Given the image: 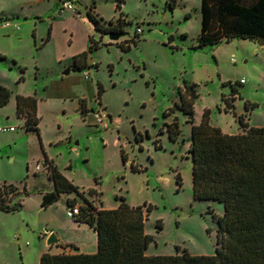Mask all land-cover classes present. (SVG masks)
Wrapping results in <instances>:
<instances>
[{
	"label": "rangeland",
	"instance_id": "374dc122",
	"mask_svg": "<svg viewBox=\"0 0 264 264\" xmlns=\"http://www.w3.org/2000/svg\"><path fill=\"white\" fill-rule=\"evenodd\" d=\"M64 1L0 0V86L11 92L8 104L0 107V186L13 184L19 193L24 188L29 192V196H18L17 201L23 203L20 211H0V264H39L36 246L44 241L41 234L52 228L46 220H56L58 230L67 236L82 238L78 231L94 233L84 227L78 230L68 216V199L85 205L76 193L62 194L53 204L43 206L44 195L53 190L46 167L43 172L36 169L43 165L44 153L98 208H116L120 198L133 207L150 206L144 228L153 241L147 255H173L177 247L191 255H213L218 225L209 208L221 216L223 204L193 198L192 164L185 156L192 124L178 110L169 117L163 114L179 102V89L196 84L194 123L199 124L208 111L212 126L224 134L240 133L238 116L226 112L222 101L233 86L238 91L231 102L235 112L244 115L251 126H264V45L233 39L195 48L201 31V0H176L173 9L169 0H81L75 4L80 15L61 12ZM88 15L103 24L123 19L127 23L123 32L128 35L101 39L92 30ZM4 23L10 25L3 27ZM17 24L19 30L14 28ZM137 27L142 32L135 45L129 40L135 38ZM49 31L52 40L47 45L44 40ZM94 34L101 44L90 54L96 69H72L64 74L69 61H51L55 55L83 50ZM128 43L130 50L123 51L121 44L127 47ZM98 84L104 90L101 103L97 102ZM71 87L86 96L87 116L81 114L78 97H69ZM34 90L39 95V136L27 130L16 115V95L34 94ZM60 94L65 97L59 98ZM99 109L108 116L107 128L95 125L90 111ZM175 117L182 134L173 143L166 124ZM157 141L161 148H156ZM131 164L140 170L133 172ZM90 189L98 195L90 196ZM62 248L59 253L75 252V248Z\"/></svg>",
	"mask_w": 264,
	"mask_h": 264
},
{
	"label": "trees",
	"instance_id": "16d2710c",
	"mask_svg": "<svg viewBox=\"0 0 264 264\" xmlns=\"http://www.w3.org/2000/svg\"><path fill=\"white\" fill-rule=\"evenodd\" d=\"M168 4L173 9L176 0H169ZM200 13L201 31L195 48L229 43L233 39L251 40L264 45V0H201ZM88 18L102 37L123 32L127 24L123 19L117 24H103L92 15H88ZM139 41L136 35L129 43L136 45ZM90 42L87 52L74 57L73 69L82 71L88 53L98 50L101 45L94 40L93 35L90 36ZM129 43L127 47L121 44L123 51L130 50ZM196 87V84H185L183 90L179 89V102L166 110L163 116L169 117L178 110L192 124L185 156L191 159L192 164L193 198L223 204L221 216L209 208V213L218 225L215 253L211 256L191 255L187 250L181 251L177 247L173 255H147L146 250L153 241L144 228L150 206L133 207L127 204L125 198H120L116 208L106 209L101 205L98 208L84 196V191L80 192L45 157L44 163L48 168L49 179L53 182V190L44 195L43 206L53 204L62 194L74 192L79 195L85 205L78 206L75 198L68 199L66 204L69 209L79 207V214L73 218L75 222L87 224L95 230L97 251L93 254L47 252L41 255L39 264H264V127L251 126L245 121L244 115L235 112L231 102H234L238 91L233 86L229 97L222 95V101L226 104V112L238 116L242 132L224 134L220 128L210 124L208 111L203 114L202 121L195 124ZM103 91L98 84V99ZM10 98V90L0 86V107L8 104ZM37 103L34 96H16L17 116L24 118L27 130L35 131L39 136ZM246 105L257 107L255 103L247 102ZM81 114H87L84 107ZM166 131L171 142L179 141L182 133L177 117L166 124ZM156 148H161L158 141ZM121 157L126 162L123 151ZM131 170L138 172L140 169L131 164ZM177 183L181 185L180 174L177 175ZM23 191L19 193L17 186L3 183L0 186V211H20L23 203L17 201L18 196H29L26 188ZM87 193L90 196L98 195L95 189ZM145 206L147 213L144 211ZM67 246L78 251L74 244Z\"/></svg>",
	"mask_w": 264,
	"mask_h": 264
},
{
	"label": "crops",
	"instance_id": "0c3cea01",
	"mask_svg": "<svg viewBox=\"0 0 264 264\" xmlns=\"http://www.w3.org/2000/svg\"><path fill=\"white\" fill-rule=\"evenodd\" d=\"M80 1L81 0H78V2L77 3H80ZM82 2V1H81ZM78 11H79V15H80V10L78 9ZM55 22V21H54ZM90 22V21H89ZM91 23V22H90ZM34 25L36 26V24L34 23ZM16 26H18L19 28L17 29L15 26H14V28L15 29H17V30H19L20 29V25L19 24H17ZM91 26H92V30L93 31H95V29H94V26H93V24L91 23ZM90 31H91V29H90ZM96 33H98L99 35H101L99 32H97V31H95ZM48 35H49V32H48V34H47V36H46V39L44 40V44H49L50 42H51V40H52V32H50V36H49V38H48ZM36 36V35H35ZM92 36V35H91ZM37 37V36H36ZM35 37V38H36ZM90 37V36H89ZM88 37V38H89ZM93 37H94V40H95V34L93 35ZM101 37V39H103V37L102 36H100ZM43 39V38H42ZM36 40H37V38H36ZM90 44H91V42H90V38H89V40H88V42H87V45H86V47L83 49V50H78V51H73L72 53H70L69 54V56L68 55H64V56H59V55H55L54 56V58H52V60L51 61H54V62H58V63H62V62H66V61H69L65 66H64V68H69L70 69V72L69 73H71V70L73 69V63H74V57L75 56H77V55H79V54H81V53H83V52H87L88 51V49H89V46H90ZM101 46V45H100ZM100 46H98L99 47V49H100ZM95 51H97V50H95ZM94 52V51H93ZM93 52H89L88 53V55H87V59H86V61H85V63L83 64V69L82 70H84V69H92V68H97L98 67V65H97V63L96 62H94V60H93V57H92V55H90V54H92ZM91 60V61H90ZM90 61V62H89ZM56 62V63H57ZM37 65L38 66H40V64L37 62ZM75 69V68H74ZM78 71V70H77ZM84 78H85V75H84ZM85 80H90V78H88V79H86L85 78ZM241 82V81H240ZM35 91V93L34 94H32L31 92H29V93H19L18 95H23V96H34V97H37L38 98V103H37V115H39V111H40V106H39V95H38V91L37 90H34ZM97 92H98V90H97ZM67 93H68V95H70L69 97H72V98H74V97H78V99H79V101L81 102V107H84V109H85V111H87V114L89 113V108H88V104L85 102L86 101V96H84V95H82L81 94V92L79 91V92H77V90H72V87H71V90L70 91H67ZM103 93V92H102ZM17 96V95H16ZM62 97H65L64 95H62V94H60V96H59V98H62ZM68 98V97H67ZM64 99H66V98H64ZM97 102H100L101 103V97L98 99V97H97ZM91 113L93 112V110H91L90 111ZM87 114L85 115V116H87ZM16 115H17V112H16ZM85 116H83V117H85ZM20 118H22V117H20ZM23 120H24V118H22ZM84 119H86V118H84ZM109 122H111V120L109 121ZM96 125V124H95ZM97 126V125H96ZM253 126H256V127H264V126H262V125H253ZM25 127V126H24ZM73 152H75V154L80 158L81 157V154L78 152V150L77 149H73ZM45 157L48 159V161H51L54 165H55V161L51 158V156H49L47 153H44V160H45ZM38 165H40V164H38ZM41 166V165H40ZM44 167H46L45 168V171H46V174H47V176H48V168H47V166H46V164L44 163V161H43V165L41 166V169H40V172L42 171L43 172V170H44ZM70 168H71V165H70ZM48 178H49V176H48ZM50 180V179H49ZM51 181V180H50ZM52 189H53V186H52ZM55 221L56 220H46V226H48L49 227V225L50 224H52V228L50 229V230H48V233H49V235L51 234V233H55V235L57 236V238H58V240H59V243L58 244H56V245H52V246H49L48 244H47V238H48V236L46 237L45 236V231L41 234V236H42V238H43V242L41 241L39 244H37V246H36V248L37 249H39V260H40V257H41V255L42 254H44V253H47V252H49V253H52V254H58L59 253V250H61V249H63L62 247H65V246H67V245H70V244H74L76 247H77V249H78V251H76V250H74L75 252H73V253H88V254H93V253H95L96 251H97V235H96V232H95V230L92 228V227H90L89 225H87V224H84V223H77V222H75L74 220V222H75V224L77 225V229L78 230H82L81 228L82 227H84V228H87L88 230H92L94 233L93 234H95L96 235V243H95V235H93V234H88V233H83V232H81V231H78L79 232V236L78 237H82V238H76L75 236H70V235H65V234H63L62 232H60L58 229H59V227H58V224L57 223H55ZM51 222V223H50ZM39 228L40 229H42L41 228V224L39 223ZM57 227V228H56ZM74 230H76V229H74ZM85 232H87V231H85ZM83 235V236H82ZM58 245H60V247H57ZM66 251V250H65Z\"/></svg>",
	"mask_w": 264,
	"mask_h": 264
},
{
	"label": "built area",
	"instance_id": "2783aa9c",
	"mask_svg": "<svg viewBox=\"0 0 264 264\" xmlns=\"http://www.w3.org/2000/svg\"><path fill=\"white\" fill-rule=\"evenodd\" d=\"M78 2V0H66L62 3V6L60 7L59 10H61V12L66 11L69 13H72L73 15H79V11L76 9L75 4ZM9 23H4V26H9ZM15 27L18 29L19 27L15 25ZM142 32V30L137 27L136 31H135V35H139ZM85 78L88 79L89 76L85 75ZM244 81L242 80L241 83H243ZM92 114H94V119L96 120V125L99 127H103V128H107L108 127V116H105V114L103 113V111L101 109L97 110V111H93ZM2 131V129H0V132ZM37 170L41 169L40 165H37L36 167ZM79 214V207H75L73 209H70L68 211V216L70 218H74L76 215Z\"/></svg>",
	"mask_w": 264,
	"mask_h": 264
},
{
	"label": "water",
	"instance_id": "95a60500",
	"mask_svg": "<svg viewBox=\"0 0 264 264\" xmlns=\"http://www.w3.org/2000/svg\"><path fill=\"white\" fill-rule=\"evenodd\" d=\"M128 35V33L126 32H121V33H110L108 36L110 38V40H118L120 39L121 37L123 36H126ZM70 72V69H67L64 74H69ZM45 232L47 233L48 232V229L45 230ZM59 243V240L57 238V236L55 235V233H51L48 238H47V244L49 246H52V245H56Z\"/></svg>",
	"mask_w": 264,
	"mask_h": 264
}]
</instances>
